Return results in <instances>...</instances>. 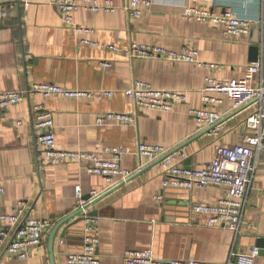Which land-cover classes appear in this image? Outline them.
<instances>
[{
  "label": "crops",
  "instance_id": "obj_1",
  "mask_svg": "<svg viewBox=\"0 0 264 264\" xmlns=\"http://www.w3.org/2000/svg\"><path fill=\"white\" fill-rule=\"evenodd\" d=\"M103 1V0H99ZM152 6L138 18H130L122 8L126 0H111L113 12L78 11L77 24L90 27L88 38L123 49L130 42L161 45L182 50L198 49L205 65L170 61L164 58H129L119 51L80 43L71 26L65 24L50 0H0L10 17L0 21V91L20 90L24 99L0 112V206L9 211L25 200L24 214L48 222L41 244L27 258L9 259L0 251V264H50L47 237L61 218L69 216L54 234V264H66V255L82 248L83 220L76 213L75 186L89 196V210L98 219L99 264H124L128 250L150 248L156 258L189 259L222 263L232 252L245 253L264 239V151L256 157L252 182L243 199V213L237 231L207 224V216L191 206L215 203L223 186L205 189L164 187L161 157L140 162L136 149L140 142L158 144L184 153L180 161L191 168L203 167L214 155L216 143L235 145L253 134L246 127L247 116L256 101L237 109L224 95L219 102H204L203 88L208 76L238 79L246 66L262 60L261 71L250 84L264 78V0H152ZM201 5L214 14L231 10L250 22L241 38L223 34L221 26L181 16L186 5ZM107 61L109 67H102ZM140 79L155 88L181 90L186 102L171 110L135 106L123 93ZM34 82H50L70 89L111 91L99 98L42 97L27 91ZM41 104L51 112L56 146L63 150L91 151L98 146L122 149L120 165L130 171L125 180L107 186L103 176L89 173L83 164L63 162L51 165L35 140L38 130L31 111ZM190 108H207L221 115V129L211 133L209 125L199 126ZM106 112L134 114V123L97 124ZM71 216V217H70ZM65 229V236L61 237ZM253 264H264L257 255Z\"/></svg>",
  "mask_w": 264,
  "mask_h": 264
},
{
  "label": "built area",
  "instance_id": "obj_2",
  "mask_svg": "<svg viewBox=\"0 0 264 264\" xmlns=\"http://www.w3.org/2000/svg\"><path fill=\"white\" fill-rule=\"evenodd\" d=\"M213 3L214 0H201ZM58 10L65 24L71 26L75 35L80 37V43L111 51H119L129 58H155L160 57L170 61L193 63L197 66L205 65L216 68V63H205L200 60L198 49L187 45L182 50H171L161 45L130 42L126 48L120 50L113 44L99 43L88 38L92 29L75 23L74 14L78 11L113 12L116 6L111 0H50ZM152 0H126L122 8L130 18H138L143 10L152 6ZM10 10L0 5V21L9 18ZM181 16L197 21H206L222 27L223 34L231 38H241L248 33L249 20L236 15L231 10L214 14L209 8L201 5L186 4L181 10ZM102 67H109L107 61L101 62ZM262 60L257 59L246 66L244 75L238 79L223 80L208 76L203 88L204 102H219V99L210 94L224 95L237 109L250 102L256 101L257 107L245 121L246 127L253 130V134L243 138L241 143L223 145L216 143L213 158L203 167L191 168L182 165L180 161L184 153H177L158 145L140 142L136 149V158L140 166L144 161L161 157L160 165L164 187L183 189H205L211 185L223 186V195L215 202L202 201L191 206L194 212L207 216V224L220 225L231 231H237L243 213V199L248 185L252 182V173L255 161L260 151H264V78L261 77L258 85L252 86L250 82L261 71ZM42 97L54 95L65 98H99L110 96L111 91H94L70 89L50 82H34L27 90ZM125 96L139 108L155 110H171L174 104L187 101V94L181 90L155 88L150 83L135 79L131 85L124 89ZM20 90L0 91V112L24 99ZM31 111L35 117L34 127L38 130L35 136L36 143L43 151L47 162L57 165L63 162H77L83 164L89 173L104 177L107 186L125 180L130 171L120 165L123 150L118 147L101 145L91 151L63 150L56 146L53 131V118L50 111L41 104H34ZM190 115L199 125L212 127L211 133L217 135L221 129V115L207 108H190ZM136 116L121 112H106L96 117V123L103 125L109 122L121 124L134 123ZM4 187L0 184V194ZM77 208L83 220L82 248L78 252L66 255V264H99L96 253L99 243V230L97 217L90 214L89 199L82 196L80 185L75 186ZM27 208L25 200H18L9 211L0 206V251L7 258H27L31 249L41 244L48 222L42 218H35L24 214ZM258 255L256 247L245 253L232 252L222 263L201 261L195 258L174 259L156 258L150 248L142 250H128L124 253V264H253Z\"/></svg>",
  "mask_w": 264,
  "mask_h": 264
},
{
  "label": "water",
  "instance_id": "obj_3",
  "mask_svg": "<svg viewBox=\"0 0 264 264\" xmlns=\"http://www.w3.org/2000/svg\"><path fill=\"white\" fill-rule=\"evenodd\" d=\"M174 152V151H173ZM84 199H89V196H84ZM80 213V209L77 208V211L76 213ZM90 214H94L92 212H89ZM71 217V216H70ZM69 218V216H65L63 218H61V220H59L57 222V224L55 226H53L51 228V230H49V234H48V237H47V246H48V251H49V259H50V264H54V260H53V241H54V234H55V231L57 230V228L63 224L65 221H67ZM79 219H82V216L79 218ZM62 234H60L61 237H64L65 236V229L62 230ZM257 246L259 247L258 249V254L259 255H264V239H260L257 241Z\"/></svg>",
  "mask_w": 264,
  "mask_h": 264
}]
</instances>
